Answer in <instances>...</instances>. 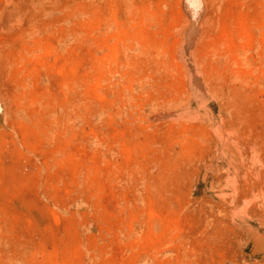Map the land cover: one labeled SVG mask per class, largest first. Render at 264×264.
Instances as JSON below:
<instances>
[{"label": "rangeland", "instance_id": "1", "mask_svg": "<svg viewBox=\"0 0 264 264\" xmlns=\"http://www.w3.org/2000/svg\"><path fill=\"white\" fill-rule=\"evenodd\" d=\"M0 264H264V0H0Z\"/></svg>", "mask_w": 264, "mask_h": 264}]
</instances>
